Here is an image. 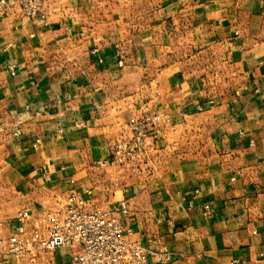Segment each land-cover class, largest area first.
<instances>
[{"label":"crops","instance_id":"1","mask_svg":"<svg viewBox=\"0 0 264 264\" xmlns=\"http://www.w3.org/2000/svg\"><path fill=\"white\" fill-rule=\"evenodd\" d=\"M45 11L0 15V236L19 211L75 189L89 207L128 200L130 239L167 254L147 264H258L264 0H47ZM144 108L171 125L136 160L104 164ZM73 252L35 263L0 252V264H71Z\"/></svg>","mask_w":264,"mask_h":264},{"label":"built area","instance_id":"2","mask_svg":"<svg viewBox=\"0 0 264 264\" xmlns=\"http://www.w3.org/2000/svg\"><path fill=\"white\" fill-rule=\"evenodd\" d=\"M47 0H0V15L17 10L23 18L47 20ZM123 65V62H119ZM17 65L8 67L10 75H17ZM264 82V78H263ZM168 114L144 108L141 116L130 126V136L116 144L112 157L102 161L118 167L136 160L149 147L150 134L160 125H171ZM77 124L76 127H80ZM18 136V133L14 134ZM40 143L36 139L34 146ZM45 174V172H43ZM199 192H194L190 207ZM205 214L211 215L206 205ZM129 212V202L123 199L107 208L89 207L88 201L75 189H70L62 205L43 213H32L26 209L18 212L14 230L0 236V252L17 260L35 263L48 253L62 248L73 249L71 264H147L153 256L160 255L166 262L167 254L155 252L130 239L132 228L124 225L123 217ZM34 219L39 223L30 227ZM264 264V255L258 261Z\"/></svg>","mask_w":264,"mask_h":264},{"label":"rangeland","instance_id":"3","mask_svg":"<svg viewBox=\"0 0 264 264\" xmlns=\"http://www.w3.org/2000/svg\"><path fill=\"white\" fill-rule=\"evenodd\" d=\"M65 199L64 198H58L57 202L55 203L56 205L53 206V208L60 206L64 203Z\"/></svg>","mask_w":264,"mask_h":264}]
</instances>
